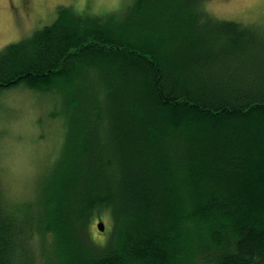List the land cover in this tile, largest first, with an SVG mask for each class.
<instances>
[{"label":"trees","instance_id":"obj_1","mask_svg":"<svg viewBox=\"0 0 264 264\" xmlns=\"http://www.w3.org/2000/svg\"><path fill=\"white\" fill-rule=\"evenodd\" d=\"M202 1L59 7L0 50L66 128L33 202L0 189V264H264V27Z\"/></svg>","mask_w":264,"mask_h":264},{"label":"rangeland","instance_id":"obj_2","mask_svg":"<svg viewBox=\"0 0 264 264\" xmlns=\"http://www.w3.org/2000/svg\"><path fill=\"white\" fill-rule=\"evenodd\" d=\"M136 0H0V50L50 25L59 7L102 14L127 11ZM202 7L220 20L264 27L261 0H203ZM51 95L25 87L0 93V189L10 201H32L41 177L53 167L66 138L62 107ZM56 112L54 118L48 114ZM64 121V120H63ZM94 221L93 237L102 242ZM109 225L108 218L102 220Z\"/></svg>","mask_w":264,"mask_h":264},{"label":"water","instance_id":"obj_3","mask_svg":"<svg viewBox=\"0 0 264 264\" xmlns=\"http://www.w3.org/2000/svg\"><path fill=\"white\" fill-rule=\"evenodd\" d=\"M96 227H97V229H98L99 232H103L105 230V224L102 221H99L96 224Z\"/></svg>","mask_w":264,"mask_h":264},{"label":"snow or ice","instance_id":"obj_4","mask_svg":"<svg viewBox=\"0 0 264 264\" xmlns=\"http://www.w3.org/2000/svg\"><path fill=\"white\" fill-rule=\"evenodd\" d=\"M262 3H264V0H261Z\"/></svg>","mask_w":264,"mask_h":264}]
</instances>
